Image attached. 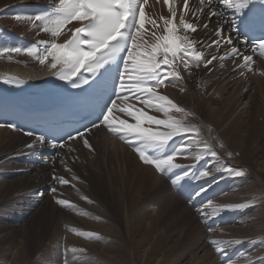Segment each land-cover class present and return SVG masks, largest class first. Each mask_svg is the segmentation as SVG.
Here are the masks:
<instances>
[{"label":"rangeland","instance_id":"rangeland-1","mask_svg":"<svg viewBox=\"0 0 264 264\" xmlns=\"http://www.w3.org/2000/svg\"><path fill=\"white\" fill-rule=\"evenodd\" d=\"M22 2L23 0H0V34L5 32L1 35L3 40L5 39L4 35H6L8 39L5 42H11L13 45H17L14 48H21L20 44H22V42L27 45L32 44L34 41H38V42L49 41L50 42L53 39L51 33L43 32L40 28L36 27V25L32 21L26 19V17H29V16L33 17V16L27 14L26 13L27 11L24 10L25 8L22 10L21 8L17 9L18 6L23 5ZM148 7L150 8L151 5H149ZM148 15L152 16V12L148 13ZM78 22L82 23L81 21H78ZM36 23L38 24L39 22H36ZM5 29H8L9 32H6ZM62 36L63 34L60 33L57 37H55V40H57L58 38L60 39ZM142 36L149 45L155 42L154 37L147 35L146 32H142ZM62 41H64V39H62L59 43H62ZM5 42L0 43V46H1L0 48H12L10 45L9 46L3 45ZM4 55L7 57V59L0 60V62H4V61L11 62L12 60L13 62L18 63L19 65L23 66V64H20V63L27 58H32L31 56L34 54H29L27 51L25 54V52L22 51L20 53L7 52ZM35 58H37V60L35 61L34 65H32L33 63H30L29 65V63L27 62L30 68H32L33 66L40 67L47 63V61L44 64H41L39 62L40 58H42L41 55L39 57L35 55ZM215 62L216 60H213L211 65H214ZM226 62H229V61H226ZM50 64H51V58L49 60L48 66L45 68H50ZM28 65L25 64L26 67ZM238 67L240 66L238 65L237 67L233 68V71L228 73V75L226 76L227 78H225L224 74L222 73L218 75L220 79H217V81L225 80L223 82L228 83V86H229L226 89V91H224L223 93H222L223 87L221 88L219 86L217 87V90H220L219 92H216V89L213 88L209 90L206 95L203 94L205 91H201L202 94L194 93L191 95L190 94L191 91L189 92V87L185 85L186 83H184V81L182 82V77L180 79L171 81L173 83L172 85L170 84L171 85L170 90H168L169 83H166L165 85H162L161 87L156 89L158 94L168 97L177 106L179 107H182L183 105L185 106V107L184 106L182 107V108H185L184 109L185 113L177 114L175 109L169 108L170 112L168 111V113H165L166 115L165 114L163 115L164 112L160 111L159 115L160 116L162 115V116L161 118L160 117H157V118L158 119H168V116H171V117H175L176 119H182L184 120L185 123L190 122V121L195 123V122H198L199 120L202 122L204 121L203 119L198 118L195 112H193V110L191 111V109L193 105H196L198 109H201V112L203 111L204 113H206L207 107L209 106L206 103V98L209 97L210 95H214L216 98L222 100L223 97H226L227 95H229L230 92L233 91L235 88H239L236 91L243 92V89L245 90L244 95H241L240 99L232 100V104H233L232 113L229 116H226V117L224 116L221 120H218L215 117L214 119L209 116L210 119L212 118L216 122L214 124L216 125V129L218 131L213 132L214 135L213 134L208 135L202 129L194 128V130L199 129V135L197 139H200V140L203 139V141L207 140L206 142L208 143L211 141V144L210 143L209 144L212 146L214 150L216 149L215 151L217 152L218 157L219 158L222 157L220 158L221 161H218L219 159L215 160L210 155H206V154L204 155L202 144L198 146L196 144L195 145L193 144V146L189 149L190 151L189 150L185 151L186 153L185 157L175 156L174 162L177 164L183 165L184 167L178 168V169H172L170 172H168L170 176L169 177L168 173L167 174L160 173L158 170H156L154 165L145 164L141 160L139 161L137 158V160L140 162L141 165L143 166L148 165V167H150V168L142 167L141 175L147 174L152 168L154 172L162 176L161 180L169 181L168 182L170 185L169 191H172V194L167 199L169 204L174 202L173 193L175 192L178 186V183L176 185H173L171 183V179H174L176 176H181V174L183 175V172L187 171L189 172V176H190L189 183L196 185L197 187L200 182L199 179L201 178L207 179L206 182L210 185L213 192L215 189V191L221 195L219 197V199L221 198L220 200L218 199L216 201L214 200L211 201V202L214 201L213 203L215 204L218 203L219 204L218 206L215 205L214 207V206H210V204L205 206V208H203L204 215H201V212L197 211L193 205H190L185 200V198L180 199L184 202L185 207H183L180 210L176 218H179V220H182V224L173 233H170L169 235L165 236V234L161 230H157L158 207H155L154 205L149 207L148 204L146 205L147 206L146 207L144 203L141 205L139 203L138 206L143 207V208L140 209L139 207H137L136 210H133V209L130 210L131 213L134 214L133 219H136V220H133V219L130 220L128 217V213H127L129 212V209H128L129 207L125 201V203H123L124 207L122 206L124 211L122 207L120 208L121 226L119 224L116 227L115 225L112 224L109 218H106L108 216L104 214L105 211H103L102 209L104 207L100 206V204L96 205L98 203L92 198H89V197L82 198V195L85 196V194L82 192L83 191L85 192V189L88 190L87 188L88 183L86 180H83V179L78 180L76 177H74L76 180L74 178L73 179L71 178L72 184L68 188V192H72V194L76 192L77 193L76 198L74 197L75 198L74 199L68 196L67 199L70 200L71 202V203L69 202L70 205L73 204L75 207L73 208L72 206H68L67 208L66 206L64 207V210H66L70 214L72 212L76 218L78 217L77 218L78 221L68 220L69 223L68 221H66L63 224V227L67 231L63 232L62 230V233L64 234H61V233L56 234L55 230H53L54 234L52 232L51 236H49L50 238L45 240L46 242L42 244L41 248L40 247L38 248L39 251L37 255L35 256L31 255L33 257L28 255L27 253L24 254L26 252L25 251L26 249L20 243L19 238L17 237L14 238V240L10 242L12 244L6 243L3 241L4 239L2 238V236H4L6 232L5 231L0 232V264H29V263L30 264H119V263L125 264L127 262H129L130 264L131 263L133 264H229V262L227 261L228 258L226 257V255L228 257L234 256L242 244H243L242 250L239 253L238 259L236 260L235 258L231 262V264L232 263L233 264H264V98H262L258 89H256L257 86L254 83L252 85L255 86V88L250 90L249 93L247 94L248 92L247 85L249 87L250 80H246L245 77L242 75V73H239L240 68ZM252 95H255V96L251 98ZM121 104L124 107H126L127 104H131L134 106V108L132 109L133 111H135L136 108H141L145 112L147 111L149 115H151V111H148V110L153 109V108L146 107L143 103L136 100L132 96L128 97L126 103L120 102L119 106L121 108H124ZM223 107L227 109L229 106L224 105ZM123 113H124V116H121L119 118L128 120L130 123H135V120L132 117L128 116L127 113L125 112ZM164 116H167V117H164ZM116 123H118V121H116ZM142 126L149 127V125L143 121H142ZM150 127L153 130H155V128L157 129L158 126L155 124H152ZM159 130L167 131L164 126H159ZM2 134L3 132L1 131L0 135ZM193 135L195 136V131L193 132ZM201 135H203L205 138H201ZM179 137L180 138L182 137V140L180 141L181 142L180 146L177 145V147L175 148L176 150H178L176 154H179V152L181 153L183 151L182 141H184L186 138L183 135H179ZM125 143H127V147H129L130 143L127 141ZM244 149H248L252 153V156L250 155L251 159H249V161H246L244 156L240 154V152L243 151ZM195 151L197 155H198V152H199V155H203V158L198 161L197 166H194L192 164L196 160L195 159L196 154L194 153ZM0 152H1V149H0ZM130 156H128V158ZM128 158H126V160H128ZM75 160L78 161L77 158H75ZM2 161L3 159H0L1 163ZM126 162L123 161L124 169L127 168ZM209 162H212L211 166L213 168H214V165L216 168L222 167L221 172L215 173L214 171L218 170L216 168L213 169L214 171L209 170L210 167H207ZM49 163L50 162H48L44 166L49 165ZM217 163H219L218 166H217ZM120 167L121 166H119V168ZM228 167H232L233 169L237 171H241L243 175L237 176L235 174H231L232 177L229 176V179H228L226 177V173H229L227 171ZM31 171L33 174V173L39 172V169H36V170L34 169ZM202 171H207L210 173V175L207 177H203L200 175ZM4 172L5 171L0 169V175H2ZM149 175L152 177V179L150 178L152 180L151 181L152 183L150 186H153L151 187L152 190L151 189L150 190L152 192H158L159 189L157 188L159 187V184L155 182L154 173L150 171ZM125 176H126V173H124V177ZM116 178L118 182L120 178L118 176H116ZM243 178H246V180H244ZM39 179H42L43 182L48 181L47 183L51 184L52 175L49 174L46 176L42 174L39 176ZM141 179H145V178L140 177L139 180ZM230 180L233 182L229 185L228 183ZM243 182H247V183L250 182L251 184L260 183V185L262 186H260V188H255V189L251 187L247 188V184H243ZM2 183L3 182H0V185ZM153 183H155V186L153 185ZM130 184H131L130 186H132L133 182L130 181ZM214 184H215V187H214ZM130 186H127L128 189L130 188ZM51 188H54V187L53 186L49 187L48 191H50V193L53 194L51 191ZM80 190H82V192H80ZM121 191H123L122 188H120V191H117V193L118 194L121 193L120 196L123 197L122 193L124 192H121ZM125 191H127V188ZM129 191H133V189ZM259 192L261 193L258 194ZM13 193H12L13 195L11 194V198H17L19 200L17 205L19 204L21 205L20 195L22 193L19 190L13 191ZM117 193H116V196H117ZM78 194L79 196H77ZM176 195L179 196L177 193ZM225 196H227L228 198H232L233 202L231 203L248 202V206L246 208L249 210V213L247 214L246 218H244L243 220L239 219V221L237 220V222H235L232 225L220 226V227L217 226V228L209 230L210 226H207V225L204 226L202 223V221L205 220L206 217H207V220H211L213 218H218L217 216L218 214H222V215L228 214V212L224 210V207H222L223 204L229 201V199L222 200L223 199L222 197L225 198ZM130 197H133V198L135 197L134 200L137 198L138 199L140 198L139 196H137L135 190H134V193L130 195ZM0 200H2V198H0ZM76 203L78 204L76 205ZM22 205L24 207L26 206L24 202ZM93 207L96 209L98 208V209L96 210ZM72 208L75 209L76 211H74ZM213 208H218L221 210L219 212H214ZM14 209H17V208L14 207ZM140 210L142 212H140ZM92 211H94L96 214L97 212L98 213L102 212V214H104L106 217H101L103 219H100L99 215L98 214L96 215ZM86 213L88 214V216ZM194 213L196 215H194ZM92 214H94L95 216ZM232 214L233 213L231 212V214L226 215V219L229 218V221H230L233 218H236L237 216H239V214L237 213V214H234L233 218H230ZM84 216L86 218H84ZM96 216H98L100 220L95 218ZM70 222H73L74 225H71L72 223ZM131 222L134 223V226L136 227H134ZM213 223L216 224L217 219L214 220ZM77 225H78V230L80 229L82 234L80 233V231L78 232L77 227H76ZM101 225H102V228H101ZM191 226H197V228L199 229V233L196 234L193 238L191 237L183 238V234ZM65 227H68V228H65ZM74 227H76V229ZM219 230L222 232V234L225 236L226 239L224 237L218 236L217 232H220ZM65 232L66 233L68 232V233L66 234ZM70 232L71 234L69 235ZM119 235L121 236V238H119L120 237ZM205 235L212 238L210 239V241L212 240L221 241V242L231 241L232 243L227 244V245H225L224 243H220L216 245H213L210 243L209 245H207L209 243L208 237L206 238L207 244L201 240L205 237ZM102 236L104 237V240L106 242L103 240ZM106 236H107V239H105ZM218 237H220V239ZM195 240L197 243H193ZM236 241H241V242L237 243ZM198 244L201 246H198ZM119 245L120 247H118ZM128 245L130 246L128 247ZM114 247L116 251L114 250ZM216 247L226 248L225 254L221 255L217 253L215 250ZM129 248H131V250ZM73 249H75V251H72ZM136 250H138L139 252ZM126 251L127 253H125ZM111 252H114V253H111ZM21 253L22 255H20ZM133 253H134V256H133ZM125 254H128V255H125ZM23 256L26 258L24 259ZM224 257L227 259H225ZM132 258H133V261H132ZM104 260L106 262H103ZM115 261H119V263Z\"/></svg>","mask_w":264,"mask_h":264},{"label":"bare ground","instance_id":"bare-ground-1","mask_svg":"<svg viewBox=\"0 0 264 264\" xmlns=\"http://www.w3.org/2000/svg\"><path fill=\"white\" fill-rule=\"evenodd\" d=\"M45 1H49V0H23L22 3H23L24 8L26 9L27 7L33 6L36 3L45 2ZM22 3H20V4H22ZM149 5H151L150 8L148 7ZM172 6L175 7L177 10V15L175 17L174 23L179 25V18H180L181 13L183 12V0H172ZM198 6H199V0H189L190 11L185 16V19L190 23L196 24L197 25V31L195 33L189 31L187 34L189 35L190 39L195 40L197 42L194 45V47L196 48L197 51H201L202 53H205V57L208 59H211V56L215 55L216 56V59H215L216 62L214 63V65H209L206 68L204 66V61H201L199 66L192 64V67L190 68V70H185L183 67V64L180 63L179 61L177 62L178 70L180 72V77H182V82L184 81V83H186L185 85H187L189 87V92L191 91L190 94L191 95L194 93L198 94V93H201V91H205L203 94L206 95L208 93V91L213 89V88L216 89V92H219L220 90H217V87H219V86L221 88L223 87V91H222V93H223L224 91H226V89L229 86H228V83L223 82L225 80L217 81V79H220L218 77V75L220 73H222V74H224V77L227 78L226 76L228 75V73L233 71V68H235L239 65L240 66V67H238V68H240L239 73H242V75L245 77L246 80H250L249 87L247 85V88H248L247 94L249 93L250 90L255 88V86L252 85L254 83L257 86L256 89H258L260 95L262 96V98H264V60L259 59L258 51L255 47H253L251 45H246L245 43L242 44L241 38L236 36L235 30H234V26L237 25L238 23H240V21H242V18H243L247 9L241 13L236 14L234 10H232V9L225 10L223 8L222 4L214 3V6L206 8L203 12H201L197 16H193L192 13H193L194 9ZM144 9H145V16H146V24H145L146 31L145 32L147 33V35L152 36V32H156L157 35L163 34L164 24H163L162 17L163 18H171V13L169 11V5H166L164 3V0H147V3L144 5ZM213 11H223V15L219 18H217L215 16H211L210 13ZM151 12H152V16L148 15V13H151ZM233 16H235V20H234L232 27H230V26H228V23H227L228 18L233 17ZM153 19L157 22V25L155 27L151 24V20H153ZM78 21H80V20H78ZM78 21L76 20L73 25L67 24V26H65V29H63V31H61V34H63V36L59 40H57V43H59L62 39H65L67 34H68V38L66 41H68L69 39L72 38L71 35L73 34L74 29H76L77 27H80L81 25L87 23L86 21H81L82 23H80ZM204 25H208V27L205 28ZM218 28L222 29L221 30V37H223L224 40L231 37V39L233 41L232 45L225 46L223 43V40H222L221 46L219 48L209 47V45L212 44L213 40L219 39L215 35L216 30ZM181 34H184L182 29H181ZM231 47H237L240 50L239 55H237L235 57L230 56L229 52H230ZM5 53H7V52H5ZM5 53L0 55V60L7 59V57L4 55ZM245 55L253 57V61L251 64V70H249L248 67H245L246 69L244 67L242 68V65L244 64L242 57ZM31 57L32 58H27V59H25L26 61L24 60V61H22V63H20V64H23V66H20L18 63L13 62L12 60H11V62H7V61L0 62V88L8 85L9 83L6 81L9 80L10 78H16L15 76L22 77V81L24 83H29L27 87L32 88L31 87L32 85L35 86V84H37V83H40V82L42 83L45 78H47L49 75H51L55 71L51 68H45L49 64L50 57H49L46 64H44L40 67H37L35 65L36 67L33 66L32 68H30V66H29L30 63H33L32 65H34L35 61L37 60V58H35L34 55H32ZM221 57H224V58L221 59ZM235 58H237V59H235ZM229 59H231V60H229ZM226 61H229V62H226ZM24 62H26V63H24ZM27 62L29 63V65L27 64ZM25 64L28 66L26 67ZM172 83L173 82H169L168 90H170V86L172 85ZM221 83H223V84H221ZM250 87H251V89H250ZM238 89L239 88H235L233 91H231V92L229 91L230 94L227 95L226 97H223L222 100L216 98L214 95H210V96L208 95L209 97L206 98V103L209 106L207 107L206 113H204L203 111L201 112V109H198L196 107V105H193L191 111L193 110V112H195L196 116L200 119H203L204 121L202 122L198 119L199 120V121L197 120L198 122L194 123V122L190 121V122H186V124L192 126L193 129L194 128L202 129L208 135L213 134V132L218 131L216 129V125L214 124V123H216L214 121V119L216 118L218 120H221L224 116L225 117L229 116L232 113V105H233L232 100H234V99L238 100V99H240L241 95H244L245 90L243 89V92L236 91ZM254 96L255 95H252L251 98H253ZM175 98H176V96H175ZM260 102H261V100H260ZM117 103L120 104V101L117 100ZM185 105H187V104H185ZM224 105L229 106V107L226 109L223 107ZM186 107H188V106H186ZM148 111H151L152 116L160 117V118L162 116V115L161 116L159 115L160 111H158L154 108L152 110L149 109ZM164 114L165 113H163V115ZM114 115L121 117V116H124V113L121 111H117L114 113ZM167 116H164V117H167ZM172 116H173V114H172ZM209 116L212 118H214V117L215 118L210 119ZM169 117H171V116H168V118ZM172 118H175V117H172ZM104 128H105V126L101 125V127H99V129H97V132H95L93 130L87 134V138L89 139V143L91 145V148L86 147L83 144V141L81 139H77L75 141H67L63 148L58 147L56 149H53L50 146H47V144H45L46 142L42 146L37 145L34 149H28L26 147V145L34 144L35 143V137L22 135L17 130H10L6 127L0 128V132L1 131L3 132V134L0 135V149H1L0 159H3L2 163L0 162V164H1L0 169L5 171L3 173L5 175H3V174L0 175V182H3L0 185V198H2V200H0V232H4V231L6 232V234L4 236H2V238L4 239L3 240L4 242L10 243L14 240V238L17 237L20 239V243L22 244V246H24V248L26 249V250L24 249L26 251L24 254L27 253L30 256L31 255L35 256V255H37V253L39 251L38 248L39 247L41 248L42 244H44V242H46L45 240L50 238L49 236H51L52 232L54 234L53 230H55L56 234H59V233L64 234V233H62V230H63V232L67 231V230L64 229L63 224L68 220L78 221L77 220L78 217L76 218L72 212H71V214L68 213L66 210H64V207H66V206H61L56 201H57V198L68 200L67 199L68 196H70L71 198H74V197L76 198V194H77L76 192L74 194H72V192H68V188L72 184L71 178L73 179L74 177H76L78 180L83 179V180L87 181L88 190L85 189V192L84 191L82 192V190H80V192L85 194V196L82 195V198H84V197L92 198L93 200H95L98 203V204L95 203L96 205L100 204V206L104 207L102 209H103V211H105L104 214L108 217H106L104 214H102V212L101 213L97 212V214L99 215L100 219H103L101 217L109 218L110 221L112 222V224L115 225L116 227L120 224V216H121L120 215V208L123 206V203H125V201L129 207L128 208L129 212H127V213H128V217L130 220H132L133 216H134V214L131 213L130 210H132V209L136 210L137 207H139L138 206L139 203H140V205L144 203L145 206L148 204L149 207L152 205H154L155 207H158V210H157L158 211L157 230H161L165 234V236L169 235L170 233H173L179 226H181L182 220H179V218H176L177 214L180 212V210L183 207H185L184 202L182 200H180V199H182L181 196L180 195L177 196L176 193L174 192L173 193L174 202L169 204L167 199L172 194V191H169L170 185H169L167 180L166 181L161 180L162 176L158 175L151 168L150 171H152L155 175V182H157L159 184V187L157 188V189H159L158 192H152L151 187H153V186H150L152 183L151 182L152 177L149 175L150 171L147 174L141 175L142 167L150 168V167H148L149 164L147 166L141 165L140 162L137 160L136 155H133L134 154L133 151L131 152L127 148V143H125L126 142L125 138H122L121 135L115 131H112L110 129L104 130ZM160 130H161V128H160ZM178 136L179 135H177V138H178ZM19 142H20V144H19ZM209 143L211 144V141ZM223 143H224V141H223ZM2 153H3V155H2ZM151 153L152 152H150V150H149V154H151ZM194 153L196 154V151ZM198 154H199V152H198ZM240 154H242L244 156L246 161H249V159H251L250 155L252 156V153L248 149H244L243 151L240 152ZM128 156H130V157L128 158ZM75 158H77L78 161H76ZM126 158H128V160H126ZM220 158H222V157H220ZM220 158L218 161H221ZM208 159H210V158H208ZM61 161H63V163H61ZM123 161H125V162L127 161L126 162L127 168H125V169L123 168ZM46 162L47 163L50 162L49 163L50 166L49 165L44 166L47 164ZM194 162L196 163L197 161L195 160ZM65 165L67 166V169H70V171L66 170ZM212 165H214V164H212ZM218 165H219V163H217V166ZM119 166H121V167L119 168ZM214 168H216L215 165H214ZM34 169L35 170L39 169V172L32 174L31 170H34ZM187 169H188V167H187ZM216 169H218V170H216V171L213 170L215 173L221 172L222 167H218ZM124 173H126L125 177H124ZM42 174H44L46 176L49 174H51L52 176L53 175L63 176L65 179L69 180V184L61 186L58 184V182L53 181V179H51V184H48L47 183L48 181L43 182L42 179H39V176ZM231 174L232 173H226V177L227 176L232 177ZM116 176H118L120 178L118 182H117ZM181 176H182V174H181ZM140 177L141 178L143 177L145 179L139 180ZM10 178H12V179H10ZM246 178H243V179L246 180ZM130 181L133 182L132 186H130L131 185ZM243 184H247V188L251 187L253 189L260 188V186H262V185H260V183L251 184L250 182L249 183L243 182ZM153 185L155 186V183H153ZM51 186H53L54 188H57L56 194H51L50 191H48V188ZM127 186H130V188L128 189ZM120 188H122V190H123L121 192H124V193L126 192L125 194L122 193L123 197L120 196L121 193H119V194L117 193V191H120ZM126 188H127V191H125ZM131 189H133V191H129ZM18 190L22 193L20 195L21 205L20 204L17 205V203L19 202V200L17 198H11V194L13 193V191H18ZM134 190L136 191L137 196L140 197L139 199L137 198L138 200L137 199L134 200L135 197L134 198L130 197V195H132L134 193ZM14 193H16V192H14ZM116 193H117V196H116ZM260 193L261 192H259L258 194H260ZM77 196H79V194ZM222 198H223L222 200L229 199V201H227L225 204H223L222 207H224V210H226L228 212V214H231V212L233 213L230 218H233L234 214H237V213L239 215H241L239 218L240 220H243L244 218H246L247 214L249 213V210L246 208L248 206V202L231 203V202H233L232 198H228L227 196H225V198L224 197H222ZM92 199H90V200H92ZM34 201L35 202L38 201V202L35 203ZM68 201L70 202V200H68ZM23 202L26 205L25 207L22 205ZM207 203L209 204V202H207ZM212 203H211V206H214V207H215V205L216 206L219 205L218 203H216V204L215 203L212 204ZM29 204H35V207L32 208L29 206ZM77 204L78 203H76V205ZM237 205H246V206L230 207V206H237ZM13 206L16 207L17 209H14ZM123 207H122V209H123ZM67 208H68V206H67ZM139 208L141 209L143 207H139ZM139 208H138V210H139ZM203 208H205V207H203ZM94 209H96V208H94ZM128 209H126V210H128ZM73 210L76 211L75 209H73ZM69 211H71V210H69ZM94 211H92V212H94ZM123 211H124V209H123ZM140 212H142V211L140 210ZM228 214H224V215H228ZM92 215H94V214H92ZM122 215H123V213H122ZM194 215H196V214L194 213ZM87 216H88V214H87ZM84 218H86V217L84 216ZM95 218L100 220L98 218V216H96ZM139 218H137V219H139ZM216 219H218V218H213L210 221H214ZM123 220H124V218H123ZM133 220H136V219H133ZM94 221H96V220H94ZM68 223H69V221H68ZM70 223H72L71 225H74L73 222H70ZM132 224L134 226V223H132ZM65 226H67V225H65ZM120 226H121V224H120ZM76 227L78 230V225ZM76 227H74V228L76 229ZM134 227H136V226H134ZM65 228H68V227H65ZM101 228H102V225H101ZM79 231H80V229L78 230V232ZM123 231H125V230H123ZM80 233H81V231H80ZM198 233H199V229L197 228V226H191L190 228H188L185 231V233L183 234V238H188V237L193 238ZM70 234H71V232L69 233V235ZM217 234H218V236L225 238V236L222 234L221 231L217 232ZM121 236L119 238H121ZM231 236H233V235H231ZM115 237H117V236H115ZM207 237L208 236L205 235V237L201 240L204 243H206ZM220 237H218V238L220 239ZM102 238L104 240L103 236H102ZM144 238H145V236H144ZM105 239H107V236ZM210 239H212V238L208 237L209 243L208 244L206 243L207 245L210 244ZM120 243H121V241H120ZM193 243H197L196 240ZM10 244H12V243H10ZM48 245H49V243H48ZM120 245L118 247H120ZM142 245H143V243H142ZM129 246L130 245H128V247ZM198 246H201V245L198 244ZM132 247H134V246H132ZM137 247H138V245H137ZM129 249L131 250V248H129ZM114 250H115V247H114ZM123 250H125V249H123ZM136 251H138V250H136ZM111 253H114V252H111ZM125 253H127V251ZM262 254H263V252H262ZM20 255H22V253ZM125 255H128V254H125ZM25 256H27V255H25ZM33 256H31V257H33ZM133 256H134V253H133ZM151 257H152V255H151ZM25 258L26 257H24V259ZM132 261H133V258H132ZM103 262H106V261L104 260ZM115 262L119 263V261H115ZM124 263H125V261H124ZM128 263L129 262H127L125 264H128ZM131 264H133V263H131Z\"/></svg>","mask_w":264,"mask_h":264},{"label":"snow or ice","instance_id":"snow-or-ice-1","mask_svg":"<svg viewBox=\"0 0 264 264\" xmlns=\"http://www.w3.org/2000/svg\"><path fill=\"white\" fill-rule=\"evenodd\" d=\"M216 3L222 4L225 10L232 9L235 13H241L244 10H249L254 7L256 0H215ZM261 11L257 20L256 14L250 17L252 25L259 23L264 27V0H259ZM147 0H58V3L53 4L54 11L35 17H26L32 21L36 27L43 32H50L53 39L49 41H40L39 43L46 45V51L40 63L44 64L48 58H51L50 68L55 70L53 75L58 76L60 80L67 81L74 88L83 89V85H89L90 77L93 78L102 75V70L107 65L117 62L119 59L122 62V69L117 73L116 85L112 88L110 95L116 96L117 99H112L111 106L106 103L102 109L100 124L93 123L91 128L85 127L84 131L76 130V134L65 133L68 141L81 139L86 147L91 148L87 134L92 131V128L99 129L101 125L108 129L117 132L122 138L128 139L131 146H134L139 155L140 160L149 165H154L160 173L167 174L172 169L184 167L183 165L174 162L176 150L172 154L164 155L163 150L169 141L177 135L185 136L182 142V150L188 151L193 144L203 145L204 154L210 155L214 159H219L217 152L212 146L203 140L197 139L199 129H193L187 125L184 120L169 117L168 119H158L155 116L149 115L141 108H136L133 105L127 104L121 108L117 103H126L129 96L143 103L146 107L154 108L158 111L168 113L169 108L175 109L177 113H184V108L177 106L171 99L157 93L156 89L171 82L172 80L180 79L177 62L183 64L185 70H190L192 64L199 66L201 61H204V66L207 68L216 59L215 55L211 59L205 57L204 53L197 51L194 47L196 41L189 38V31L195 33L197 25L188 22L185 16L190 11L189 0H183V12L179 18V25L174 23L177 15V10L172 6V0H164L166 5H169L171 18H163L164 30L163 34L157 35L152 32L155 42L148 44L142 36L145 32L146 16L144 5ZM214 6V0H199V6L193 11V16H197L206 8ZM211 16L217 18L223 15V11H213ZM72 20L86 21L81 27L74 29L72 38L65 43H57V37L61 29ZM235 16L228 18V26L232 27ZM36 22H39L38 24ZM151 24L155 27L157 22L153 19ZM205 28L208 25H204ZM181 29L184 34H181ZM221 30L217 29L215 35L219 38L212 41L209 47L219 48L221 41L225 46L233 44L231 37L224 40L221 37ZM247 43V41H242ZM253 44L264 52V39L256 41ZM27 51L32 54L33 49L21 48H0V54L5 52L20 53ZM237 47H231L229 55L235 57L239 55ZM121 53L126 55L121 56ZM224 57H221L223 59ZM243 67H248L251 70L253 61L252 56L245 55L242 57ZM83 70L88 75L83 76L79 82L73 78L78 77ZM15 78H10L6 82L12 83ZM109 79L107 83L109 84ZM183 90V89H181ZM143 98V99H142ZM121 111L127 113L128 116L135 120V123H130L128 120L120 119L114 115L115 112ZM118 121V123H116ZM142 121L146 122L149 127H143ZM164 126L167 131H160L159 127L153 130L150 126ZM2 126V125H0ZM8 127L14 128L15 125L9 124ZM195 131V136L193 132ZM27 136H35V143L26 145L28 149H34L37 145H43L45 136H36L34 132L27 131ZM65 142L54 139L50 147L53 149L63 148ZM152 150L153 154H149ZM203 155H196L197 161L201 160ZM63 163V161H61ZM66 170L67 166L65 165ZM229 173L237 176L243 175L241 171H237L232 167H228ZM201 176L207 177L210 175L207 171H202ZM189 176V172H184L182 176H176L171 179V183L176 185L185 177ZM53 181L58 182L63 186L69 184V180L63 176H52ZM53 194L57 193V188H51ZM206 188H201L196 193L199 196L206 192ZM61 206H72L66 199L57 198L56 201ZM211 206V202H209ZM246 205H237L230 207H243ZM221 209L213 208L214 212H219ZM201 215H204L203 209L200 210ZM211 230V229H210ZM240 243L241 241H236ZM211 244L216 245L224 243L231 244V241L221 242L212 240ZM216 252L223 255L226 248L216 247ZM72 251H75L73 249Z\"/></svg>","mask_w":264,"mask_h":264}]
</instances>
